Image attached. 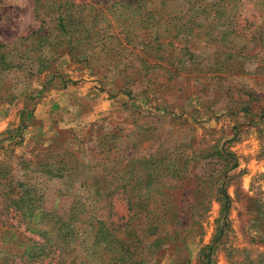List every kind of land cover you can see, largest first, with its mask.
<instances>
[{"label":"rangeland","instance_id":"obj_1","mask_svg":"<svg viewBox=\"0 0 264 264\" xmlns=\"http://www.w3.org/2000/svg\"><path fill=\"white\" fill-rule=\"evenodd\" d=\"M238 8L240 24L249 26L235 40L237 51L243 52L242 65L230 63L231 67L220 69L212 48L201 43L194 50L195 63L183 58L180 71L172 75L158 66L144 71L140 53L132 47L118 51L119 56L116 40L108 37L116 31L118 13L102 7L100 40L88 48L79 42L78 57L85 61L64 53L53 62L55 71L69 79L65 85L49 71L30 78L21 70L12 71L19 81L17 90L35 91L39 97L23 143L3 142L0 159L16 168L17 155L52 160L65 153L74 164L73 180L38 181L47 204L61 214L67 212L75 192L84 205L79 211L83 218L107 219L109 214L104 200L95 201L84 181L104 187L123 174L125 179L131 178L130 172L138 175L135 198L159 211L163 208L159 217L169 218L162 220L167 236L149 264H199L200 249L215 231L218 188L224 183L230 197V225L226 242L212 257L215 264H249V258L255 260L264 251V40L258 37L264 4L240 0ZM93 12L89 8L83 14L88 18ZM41 23L35 0H0L1 43L20 44L19 39ZM136 69L140 77L134 74L136 79L128 86L131 94H126L122 73ZM25 94L0 104V137L17 123ZM223 147L231 157L216 154ZM144 159L149 161L145 164ZM150 162L167 165L166 174H159L168 186L165 205L160 193L144 187ZM106 173L114 175L113 180L105 179ZM113 200L112 217L126 214L125 199L117 195ZM90 244V234L83 230L76 249L79 261ZM7 258L0 253V264H7Z\"/></svg>","mask_w":264,"mask_h":264},{"label":"trees","instance_id":"obj_2","mask_svg":"<svg viewBox=\"0 0 264 264\" xmlns=\"http://www.w3.org/2000/svg\"><path fill=\"white\" fill-rule=\"evenodd\" d=\"M260 1L264 4V0ZM239 2L95 0L76 3L73 0H35V13L42 15L41 25L22 36L20 44L0 42V104L10 103L26 93L17 90L19 81L13 77L14 70H21L27 78L49 71L52 76H59L65 85L69 79L55 71L53 62L64 53L77 62L85 61L86 58L78 57L79 42L83 41L88 48L100 40L102 7L114 8L118 13L114 20L116 31L108 34L109 38L116 40V52L127 47L136 49L140 53V67L146 72L158 66L172 75L177 74L183 58H188L190 65L195 63L192 60L196 56L194 50L201 43L212 48L214 64L220 69L234 63L236 67L241 66L243 62L239 58H243V52L237 51L235 40L244 35L249 26L247 23L241 25L238 20ZM89 8L94 12L88 13L87 18L83 12ZM46 22L45 28L43 24ZM258 26V37L262 42L264 20ZM250 37H255L254 31ZM137 72L140 69L133 73L123 71L121 87L124 93L131 94L128 86L136 79L134 74ZM38 97L35 91L24 95L23 106L17 112V123L0 137V152L5 149L2 146L5 141L9 146L23 143L24 131L33 120ZM9 150L12 155L14 152ZM216 154L224 158L232 156L227 147ZM65 156V153L58 154L48 160L17 155L16 168L0 159V253L8 257L7 264H149L153 257H157L156 251L166 239L162 220L167 218L159 217L158 212L163 208L159 211L157 206L152 207L135 198L139 191V176L130 172L131 178L125 179L123 174L116 182L110 181L104 187L84 181L86 191L95 197V201L104 200L103 205L109 212L107 219L83 218L79 211L84 205L79 203L75 192L67 212L61 214L47 204L38 178L73 180L74 164ZM148 161L144 159L143 163ZM166 166V163L150 162V166L145 167L148 182L144 187L149 192L160 193L163 205L169 196L165 191L168 186L159 174L163 171L166 174ZM104 177L113 180L114 175L106 173ZM218 194L221 196L220 211L215 220V231L211 240L200 249L199 264H215L213 252L226 242L230 197L224 183L220 184ZM117 195L125 199L126 214L114 218L113 198ZM196 222L193 220L192 223ZM83 230L90 234L91 244L83 248L84 256L79 261L76 249L80 246ZM248 263L264 264V251L258 253L255 260L249 258Z\"/></svg>","mask_w":264,"mask_h":264}]
</instances>
